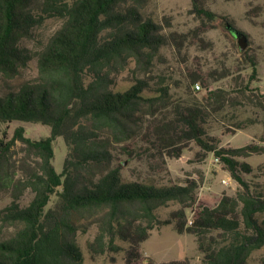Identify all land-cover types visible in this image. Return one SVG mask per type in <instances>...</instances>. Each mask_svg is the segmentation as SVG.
Masks as SVG:
<instances>
[{"label":"trees","instance_id":"obj_1","mask_svg":"<svg viewBox=\"0 0 264 264\" xmlns=\"http://www.w3.org/2000/svg\"><path fill=\"white\" fill-rule=\"evenodd\" d=\"M150 1L0 0V88L5 87L0 121L51 128L41 140L26 137L24 129L0 139V198L11 197L0 209V264H84L78 238L91 227L83 220L98 229L88 242L92 259L124 253L126 264H143V243L153 230L170 225L196 237L198 264H251L253 253L264 247V165L254 168L245 160L264 153V147H220L206 127L205 108L170 110L172 90L165 81L139 78L126 89L117 87L129 61L135 59L148 72L161 49L188 37L167 35L146 17ZM207 2L191 0L201 21L196 34L219 28L222 20L236 37L240 30L234 20L213 12ZM51 19L62 21L60 28L39 50L29 48L27 42L36 41L37 30ZM248 51L243 55L249 57ZM35 59L38 76L14 86ZM249 61L257 65L254 58ZM144 132L162 157L166 151L170 159L181 158L191 142L204 151L203 159L220 156L237 186L235 194L224 193L213 208L201 207L189 225L187 211L198 202L197 180L169 185L129 180L123 163H112L109 141L127 143ZM60 137L69 147L62 172L54 165ZM18 142L27 154L23 165ZM127 147L125 154L133 158L134 150ZM28 193L32 199L24 203ZM53 196L58 206L49 208ZM172 202L180 209L162 220L159 209Z\"/></svg>","mask_w":264,"mask_h":264},{"label":"rangeland","instance_id":"obj_2","mask_svg":"<svg viewBox=\"0 0 264 264\" xmlns=\"http://www.w3.org/2000/svg\"><path fill=\"white\" fill-rule=\"evenodd\" d=\"M207 6L216 14L234 20L236 27L247 35L249 57L257 61L256 66L250 63L248 56L243 55L245 51L240 50L238 39L231 34L224 21L220 20L219 28L196 34L195 30L201 21L192 13L191 0H151L144 10L145 16L162 25L167 35L177 33L188 37L183 39V43L172 41L161 49L148 72L139 67L135 59L129 61L127 68L118 77L117 87L126 89L139 78L165 81L172 90L170 110L174 111L180 105H199L205 108L206 127L220 147L240 148L251 143L264 147V0H208ZM61 25L60 20H48L37 30L36 41L27 42L28 47L39 50L42 42ZM37 76L35 59L12 84L18 86ZM197 84L200 85L199 89ZM4 90V86L0 88V94ZM19 129H24L25 136L32 140H41L51 134V128L41 123L17 121L9 124L0 121V139L5 132L12 139ZM146 135L144 132L140 138L122 144L109 141L112 163L114 166L123 163V176L129 180L152 179L157 185L197 180L200 184L198 202L187 211L188 220L196 218L203 206L215 207L224 193L235 194L237 186L235 184L232 187L223 182L232 177L222 164L215 162V154L203 159L204 151L195 142H191L181 158L170 159L166 151L162 157L157 147L147 141ZM127 146L134 150L133 158L125 154ZM54 149V165L58 172H62L69 152L64 137L56 140ZM17 151V159L23 165L27 154L19 142ZM152 153L156 154L155 158L150 156ZM32 158L31 162L28 157L30 164L35 161V157ZM245 160L258 168L264 165V153L254 154ZM31 199L32 194L28 193L23 202L28 203ZM10 202V194L5 193L0 198V209ZM57 206L58 197L53 196L49 208ZM179 209L180 205L172 202L159 209L158 213L165 220ZM82 222L91 227L87 234L80 233L78 238L85 256L84 264H126L124 253L92 259L88 242L94 239L98 229L93 221ZM142 249L147 258L143 264H162L187 258L191 264L199 263L196 237L187 233L179 234L174 225L153 230ZM112 256L116 257V263H112ZM263 259L264 247L253 253L251 264H263Z\"/></svg>","mask_w":264,"mask_h":264},{"label":"water","instance_id":"obj_3","mask_svg":"<svg viewBox=\"0 0 264 264\" xmlns=\"http://www.w3.org/2000/svg\"><path fill=\"white\" fill-rule=\"evenodd\" d=\"M236 38L238 39V44L240 46V50L242 52L246 51L248 46H249V42H248V37L246 34H244L241 31H237L236 32Z\"/></svg>","mask_w":264,"mask_h":264},{"label":"built area","instance_id":"obj_4","mask_svg":"<svg viewBox=\"0 0 264 264\" xmlns=\"http://www.w3.org/2000/svg\"><path fill=\"white\" fill-rule=\"evenodd\" d=\"M196 87L199 89V88H200V85L197 84ZM215 162L218 163V164H222V158H221L220 156H215ZM223 182H224L226 185H231L232 187L235 186V183L232 182V179H231V178H230V179H225ZM194 219H195V218H190V219L188 220L189 225H192V224H193Z\"/></svg>","mask_w":264,"mask_h":264}]
</instances>
